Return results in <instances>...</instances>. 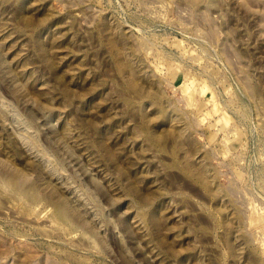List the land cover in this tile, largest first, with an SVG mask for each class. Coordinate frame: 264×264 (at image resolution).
Here are the masks:
<instances>
[{
	"label": "rangeland",
	"instance_id": "rangeland-1",
	"mask_svg": "<svg viewBox=\"0 0 264 264\" xmlns=\"http://www.w3.org/2000/svg\"><path fill=\"white\" fill-rule=\"evenodd\" d=\"M0 264H264V0H0Z\"/></svg>",
	"mask_w": 264,
	"mask_h": 264
}]
</instances>
